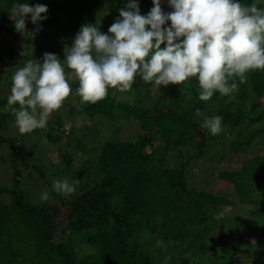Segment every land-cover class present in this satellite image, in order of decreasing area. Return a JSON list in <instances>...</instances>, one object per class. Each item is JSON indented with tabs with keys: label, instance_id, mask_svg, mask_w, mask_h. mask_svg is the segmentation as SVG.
Here are the masks:
<instances>
[{
	"label": "trees",
	"instance_id": "trees-1",
	"mask_svg": "<svg viewBox=\"0 0 264 264\" xmlns=\"http://www.w3.org/2000/svg\"><path fill=\"white\" fill-rule=\"evenodd\" d=\"M130 2L0 0V36L10 39L1 37L0 48L6 50L18 42L31 44L34 39H25L6 26L11 9L19 3L45 5L48 11L43 15L47 19L41 21L40 32L54 35L67 32L70 24L90 23L100 6L118 5L121 10ZM136 2L145 15L153 7L152 0ZM254 2L256 0H241L244 5ZM258 6L264 8V0H260ZM26 20L30 21V17ZM109 27L103 25L100 31L107 34ZM35 46L37 51L47 53L61 49V44L56 42ZM19 58L24 60L22 55ZM12 70L8 82L2 76L10 89L13 72L17 69ZM4 72L0 70V77ZM189 82L191 97L183 106V95L169 87L151 97L148 91L151 84L145 83L139 74L125 98H121L117 90L109 89L107 96L95 104L77 100L80 113L89 120L98 117L120 125L136 122L134 141L105 138L100 146L88 147L87 133L77 136L62 130L59 135L61 117L51 115L46 127L41 129L48 143L53 146L62 141L66 147L73 145L89 158L74 169L68 151L59 148L55 163L47 161L44 171L33 168L40 179L46 176L49 182L48 187L44 185L49 199L35 203L18 188L21 173L14 165L21 160V154L14 150L10 137L2 136L6 117L3 109L10 93L0 98V146L4 144L9 150L11 166L10 187L0 186V264L232 262L231 242L235 240L217 239V244L223 248L221 252V247L211 246L208 239L220 229L216 216L221 210L231 208L233 200L249 205L264 201V70L249 72L244 83L236 81L237 103L218 106L214 116L222 117V130L215 136L204 130L201 126L204 117H197L195 113L197 110L202 113L204 108L214 109L220 94L215 93L207 102L200 101L192 88L198 80L190 78ZM230 105L233 111L225 112ZM237 128L233 140L230 136ZM93 130L94 135L98 134V130ZM255 138L258 141L254 146L258 150L247 155L245 149L253 146ZM215 145L219 146L217 151L212 150ZM210 150L218 153L213 160ZM47 157L48 160L49 155ZM204 159L211 161L209 169L201 164ZM201 171L206 174L200 178ZM214 172L215 181L210 179L209 182ZM28 173V180L35 176ZM56 179L78 181L74 194L64 197L53 192L52 182ZM224 187L228 190L225 194L231 198L215 193ZM259 256L261 258L256 260L264 264V248ZM249 264L256 261L250 260Z\"/></svg>",
	"mask_w": 264,
	"mask_h": 264
},
{
	"label": "clouds",
	"instance_id": "clouds-1",
	"mask_svg": "<svg viewBox=\"0 0 264 264\" xmlns=\"http://www.w3.org/2000/svg\"><path fill=\"white\" fill-rule=\"evenodd\" d=\"M165 13L161 0L141 15L136 0L119 11V18L104 34L92 24L82 25L64 59L44 53L42 62L29 59L12 76L7 110L14 115L20 134L46 127L50 116L71 95L69 81L78 82L76 95L81 103L104 99L109 89L129 92L139 74L157 90L198 80V98L209 101L215 93L230 96L244 83L247 74L264 70V8L260 0L244 5L241 0H167ZM45 5L19 3L11 19L18 33L26 30L30 17L35 29L32 38L47 19ZM169 25V26H165ZM164 45L161 48V45ZM23 55V53H22ZM197 117L203 113L196 111ZM201 126L215 136L222 130V117H204ZM78 181L56 179L52 191L71 196ZM47 201L49 192L41 193Z\"/></svg>",
	"mask_w": 264,
	"mask_h": 264
},
{
	"label": "rangeland",
	"instance_id": "rangeland-1",
	"mask_svg": "<svg viewBox=\"0 0 264 264\" xmlns=\"http://www.w3.org/2000/svg\"><path fill=\"white\" fill-rule=\"evenodd\" d=\"M112 4H115V2H112ZM161 8L165 13H169V11H172V9L168 6L167 0L161 1ZM13 9L14 7L10 11V16L6 21V26L15 30L14 22L11 19ZM116 10L120 11V6L119 8L118 5L115 7H112L110 5L109 8H106L105 5L100 6L99 9L94 12L92 21L88 24L96 25L99 27V29H101L103 25L111 26L114 21L119 18V12H116ZM140 14L145 15V13L142 12H140ZM68 26L69 27L67 28V32H64L62 34L53 35L51 32L39 31V33L36 34L35 38L32 40L31 44H23L21 42H18L15 43L16 45L11 46V48L9 49L5 50L0 48V70L5 71L0 77V98H4L10 93V88L6 87L5 80L8 82V75L13 71L12 69L22 67L24 63L29 59H34L42 62L43 54L47 52H45L44 50L41 52L37 51V47L35 46L37 43H44L45 45H49L50 43L56 42L61 44V49L55 50L50 53L55 54L58 59L63 61L65 47H71L76 34L81 28V26H74V24H70ZM35 27L36 25H33L31 21L26 20V30L24 33H20V35H23L25 39H30L32 37L31 33L33 32ZM71 27L76 28L72 29ZM1 37L3 36L1 35L0 38ZM3 39L8 41L9 37H3ZM62 44H64L63 47ZM163 47L164 45L162 44L161 48ZM11 53H13V56ZM21 55L24 57V60L19 58ZM2 76H5V80L2 79ZM74 82L75 81H69L70 86L74 84ZM75 85H78V82L74 84L71 95L65 100L62 107L52 114L54 116L56 115L61 117L60 130H58L59 135H61L62 130L64 133L73 132L77 136H80L81 133L85 132L88 134L86 138L88 147H95L96 145L100 146L102 139L105 138L118 141H134L138 129V125L136 122H124L120 125V123H117L115 121H109V119H102L98 117H95L93 120H89L84 115H82L77 103V100H80V98L76 95L77 88H75ZM190 86L191 83L188 79L184 82V84L168 85L167 87L172 88L175 91H180V93L183 95L184 102L181 103V106H183L184 103L191 97V94L188 91V88ZM163 88L164 87L161 86L157 90L151 84L148 87V91L150 93V96L152 97L155 94L160 93ZM192 88L198 93V82H195L192 85ZM234 94L235 93L231 94L230 96L218 95L216 98L217 106L214 107V109L208 110L204 108L203 110H201L203 113V117L214 116V114L216 113V109H219L218 106H224L226 104L229 105L230 102L236 104L237 102ZM126 96V93H121V98H125ZM262 106H264V102H262ZM6 107L7 105L3 109L6 117L3 123L4 130L2 136L5 138L10 137L14 145V150L21 154V160H18L14 165V167L21 173L20 185L18 186V188L28 196L27 198H29V201H34L35 203L36 200H41V193L45 191L44 185L48 187L49 182L47 181L46 176H43V179H40L37 174L33 172V168L44 171L45 169L43 168H46L47 161L55 163L58 160V156L55 153L59 148L61 150L68 151L71 156V165L74 169H78L80 166H82V162L87 161L89 156L81 152L80 150L74 149L73 145L69 147L62 145V141L53 146L50 145L47 139L42 135L43 133L41 132V129L34 130L32 133L28 134H20L18 129L14 126L13 113L10 109L6 111ZM224 111L227 113L232 112L233 106L226 108ZM208 113L210 115H208ZM93 129L98 130V134L94 135ZM204 130L208 132L207 129ZM237 133L238 128L233 131V134L230 136V138L235 140V136ZM257 141V138L253 139V146L245 149V153H248L247 155H253L254 153H256L258 149L254 146V143ZM218 149L219 146L215 145L212 150L217 151ZM7 152H9V150L7 149L6 145H1L0 186L6 188L10 187L11 173V166L9 162L10 156L7 154ZM46 152L49 155L48 160V155H45ZM215 155H218V153L213 151L209 153V156H211V160H213ZM210 162L211 161H209L208 159L201 160V164L204 167H208V169L209 165L211 164ZM90 170H92V168ZM194 170H196V168H194ZM28 172H32L35 176L28 180ZM205 174V172L201 171L200 178L204 177ZM214 177L215 172L213 174L211 173V176H209V182L210 179L214 180ZM200 181L202 180L200 179ZM211 189L213 191L216 190L214 188ZM226 191L228 190L226 189V187H224L215 193L225 194ZM225 197H229L228 194H225ZM216 218V224L220 227V229L212 233L208 241L211 246L217 244V239H219L220 237L232 238L236 241L235 243L231 242L234 260L232 262L230 261L228 264H249L250 260H254L256 261V264H260V261L256 260V258H261L259 255L261 249L264 248V201H259L254 205H249L240 204L236 200H233L232 207L226 208L224 211L221 210L219 216L217 215ZM219 247H221L222 252V246Z\"/></svg>",
	"mask_w": 264,
	"mask_h": 264
}]
</instances>
